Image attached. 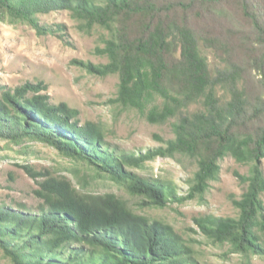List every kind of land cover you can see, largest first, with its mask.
Listing matches in <instances>:
<instances>
[{"label": "trees", "instance_id": "1", "mask_svg": "<svg viewBox=\"0 0 264 264\" xmlns=\"http://www.w3.org/2000/svg\"><path fill=\"white\" fill-rule=\"evenodd\" d=\"M226 0H0V14L31 25L39 34L64 35L63 24H49L39 15L68 10L82 31L100 26L109 31L99 53L106 63L78 61L90 74H118L114 99L135 109L154 124L171 120L174 137L157 136L164 145L144 153L126 152L111 144L103 126L82 123L79 111L66 102L55 103L43 82L16 87L0 83V139L14 144L40 141L59 153L88 164L145 207L164 208L203 196L218 180L221 161L232 156L249 166L235 171L246 189L232 203L237 216L206 215L196 219L210 240L229 245L248 259L264 256V95L251 97L242 85L243 69L211 72L192 23L159 18L163 12L183 13L197 3L217 5ZM243 14L264 46V14L239 0ZM211 36L205 46L220 44ZM264 83V55L261 60ZM191 106H196L191 110ZM187 156L196 164L188 190L180 194L173 181L144 177L133 168L157 157ZM38 180V211L25 204L0 205V249L11 264H201L195 247L169 223L135 212L115 193L80 191L68 178L37 171L24 164Z\"/></svg>", "mask_w": 264, "mask_h": 264}, {"label": "rangeland", "instance_id": "2", "mask_svg": "<svg viewBox=\"0 0 264 264\" xmlns=\"http://www.w3.org/2000/svg\"><path fill=\"white\" fill-rule=\"evenodd\" d=\"M163 5L173 0H154ZM253 9L264 14V0H249ZM49 24H63L64 35L39 34L31 25L12 21L0 14V83L16 87L26 82H43L55 103L66 102L79 111L82 123H99L106 132L107 140L126 152L144 153L164 145L174 137L171 120L164 124L148 122L138 111L126 108L114 101L119 85L118 74L97 76L88 73L78 61L106 63L107 57L99 53L109 31L94 26L82 31L79 21L68 10H53L39 15ZM188 19L196 29L199 47L206 56L212 73L240 65L242 85L251 97L262 98L264 83L261 60L264 46L256 39L252 24L243 14L239 0H226L220 4L197 3L189 11L163 12L159 18ZM211 36L220 44L205 46ZM196 106H191L194 110ZM251 131L259 130L264 121L252 122ZM24 164L37 171L68 178L80 191L94 194L115 193L125 199L132 209L150 218L171 224L197 252L201 264H264V256L248 259L230 251L229 245L207 238L196 219L206 215L220 217L237 216L232 198H240L246 185L240 183L235 171L248 174L249 166L238 163L232 156L221 161L218 180L211 181L203 196L184 203L169 202L164 208L145 207L142 198L129 194L108 177L98 175L88 164L62 155L53 146L40 141L14 144L0 139V205L17 207L25 204L38 211L42 200L35 195L38 180L27 173ZM264 168V160H263ZM144 177L173 181L180 194L188 190V180L196 170L195 161L187 156L177 158L157 157L143 167L133 168ZM264 200V194L262 195ZM264 236V235H263ZM0 264H11L0 249Z\"/></svg>", "mask_w": 264, "mask_h": 264}]
</instances>
